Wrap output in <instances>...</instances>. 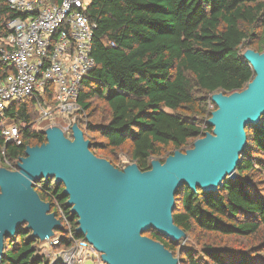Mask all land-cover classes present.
Listing matches in <instances>:
<instances>
[{"label":"trees","instance_id":"trees-1","mask_svg":"<svg viewBox=\"0 0 264 264\" xmlns=\"http://www.w3.org/2000/svg\"><path fill=\"white\" fill-rule=\"evenodd\" d=\"M86 15L95 25V68L80 86L78 124L90 152L117 169L116 157L124 148L138 170L147 172L152 161L185 153L211 133L208 106L216 107L210 96L241 92L254 78L241 48L264 52V0H90ZM16 16L0 0V40ZM13 72L0 61V81ZM34 105L27 99L6 109L5 120L26 128L16 145L5 141L0 126V168L15 170L27 147L45 144L44 133L34 128ZM245 134L247 149L235 179H226L216 192L184 187L175 196L174 225L185 235H207L209 243L181 247L176 256L178 242L155 231L142 235L160 243L178 264H264V120L246 127ZM63 190L54 179L35 186L64 226L54 232L60 234L56 251L84 239L76 234L78 218L66 207ZM217 237L247 241L248 247L216 244ZM42 245L24 225L4 240L0 264H50Z\"/></svg>","mask_w":264,"mask_h":264},{"label":"water","instance_id":"water-1","mask_svg":"<svg viewBox=\"0 0 264 264\" xmlns=\"http://www.w3.org/2000/svg\"><path fill=\"white\" fill-rule=\"evenodd\" d=\"M243 58L254 78L241 92L211 96L216 110L206 124L212 132L185 153L175 152L164 163L151 162L147 172L134 164L119 170L97 158L77 126L72 140L56 127L44 131L45 144L27 147L15 170L0 168V257L4 240L24 225L41 242L63 231L50 205L35 191L40 181L54 179L63 185L66 207L78 218L76 234L100 254L102 263L178 264L160 243L142 235L155 231L177 243L184 237L172 217L179 190L207 194L235 179L247 149L245 129L264 120V52L247 50Z\"/></svg>","mask_w":264,"mask_h":264},{"label":"built area","instance_id":"built-area-1","mask_svg":"<svg viewBox=\"0 0 264 264\" xmlns=\"http://www.w3.org/2000/svg\"><path fill=\"white\" fill-rule=\"evenodd\" d=\"M17 16L6 23L8 34L0 40V61L14 72L0 81V126L6 142L20 144V130L5 120L11 103L31 99L37 119L34 128L56 127L72 140V128L82 118L78 98L84 78L95 68L92 36L86 10L90 0H3ZM60 234L47 238L45 256L50 264H86L100 254L84 239L67 250L56 251Z\"/></svg>","mask_w":264,"mask_h":264},{"label":"rangeland","instance_id":"rangeland-1","mask_svg":"<svg viewBox=\"0 0 264 264\" xmlns=\"http://www.w3.org/2000/svg\"><path fill=\"white\" fill-rule=\"evenodd\" d=\"M247 50L254 51V48H253V46H249V45L248 46H244L243 48H241V55L243 56ZM210 99H211V96H210ZM213 109H214V107L212 105L208 106V110L209 111L213 112ZM169 156H172V155H169ZM169 156L166 155V156H162L161 158H162V160L165 161ZM116 160H117L116 161V166L118 167L119 170H123L126 167L134 164V163H132L130 161V158L128 156V148H124L123 151L118 152ZM164 161H163V163H164ZM144 237H147V236H144ZM227 241H228V243H229V245L231 247L236 248V249L237 248H246V247H248V244H247L248 242L247 241L236 240V239H231V240L227 239L226 240L225 238H222V237H217L216 238V244H224ZM204 243H209L207 235L205 236V235L199 234L197 232L191 233L190 235H185L184 234V237L178 241L179 245H178V247L176 249L175 255L176 256L179 255V250H180L181 247H190V248H196L197 249L199 246H201ZM47 251H48L47 247L42 245L41 254L47 256L48 255ZM47 257H51V256L48 255ZM174 258H177V257H174ZM97 260H98V258L95 257L92 260H88L86 262V264H98ZM102 264H104V263H102Z\"/></svg>","mask_w":264,"mask_h":264}]
</instances>
